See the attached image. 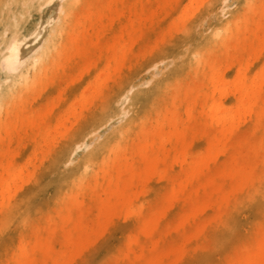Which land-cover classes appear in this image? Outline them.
<instances>
[{
    "label": "bare ground",
    "instance_id": "bare-ground-1",
    "mask_svg": "<svg viewBox=\"0 0 264 264\" xmlns=\"http://www.w3.org/2000/svg\"><path fill=\"white\" fill-rule=\"evenodd\" d=\"M187 1L190 2V6L187 7V12L185 14L195 13V16L191 21L184 25L182 23V17L184 16L183 14H180L179 8L182 3ZM260 1L264 3L263 0ZM156 2L158 6L157 8H154L153 4ZM226 2L227 0H0V69H4L3 71L7 72L5 74L6 83H4L5 81H0V229H6L8 222L24 221L28 215L30 201H33V199H31L32 190L29 188V191L26 192V189L31 187L34 182H36L37 177L34 172L29 170L31 167L30 165H33L34 157L28 158V160L22 164L17 161L22 154V150L21 145L18 142H16L15 145L12 143L13 138L16 136H21L22 138L24 135H26L28 137L27 140H29L31 150L33 152H37V147L40 141L46 135L48 137L52 136L53 132L56 130V125H58V128L65 130L63 132L64 148L59 153L62 146L61 144L58 148L59 151L56 153L55 149L50 157L56 153L54 156L55 159L53 158L54 162L52 168L54 167L53 170L56 171L59 182L61 183L62 181H76V178L77 181L79 178L84 179L85 177H88V175L90 176V173L92 176V173H94L92 170L93 166L95 165L96 167L98 164L94 163L96 161L99 163L103 161V159L100 158L103 151L106 153L107 151H110L111 153L113 150L118 148L119 141L123 140L125 143L128 142V139H131L129 138V135L132 134L130 133L132 129L133 131L136 130L138 134H140V139L136 145L133 161L127 160L128 157L125 159L123 157L125 154L124 152H128L127 149L130 150V148H127L128 144H126L124 147L116 150L117 156L114 158L111 164L105 167V161L102 163L103 166L100 169L101 173L96 176L97 178L93 179L90 184L81 188V191H88L90 189V191H92V189H94L100 195V206L97 207L99 203L96 206L99 208V216H101L100 221L97 222V232L99 229L104 228V226L115 219H122L125 221L133 217H140L139 219H141L143 217L142 215L144 214L143 207L136 203V200H138L143 195L142 188H144V186L141 187V184L145 185V182L150 181L151 178H162L165 172L164 168L167 169L169 166L179 169L181 173L180 175H182L181 180L170 188L168 195L169 197L167 199L170 200V204L173 205V202L177 200L184 201V195L187 194L191 203H193L190 209H186V212H184L183 209V211L180 210L181 212H184L182 215H179L180 213L178 214L181 216L178 225L179 238L176 235L175 237H177L178 240L176 238H174V240L176 239L175 241L178 243L179 239H183L185 237L181 243L183 245L185 241L184 245L173 250H169L163 247V243V245L160 246L157 241L153 245L150 242L152 248L150 247L151 249L148 250V248L143 245V238L152 236L153 230L157 227V221H155L154 218L141 219L137 228H133L137 233L129 235L126 239V243L122 252L124 257L123 260H125L124 263H127V261H132L134 264H179L181 261L187 258L186 256L190 254L192 246L198 242L199 237L203 235L208 228L213 226L219 229L229 225L227 222L229 217L225 218L226 210L232 206V203L235 201V199L244 191L252 194L256 200L255 203L258 205L262 202L260 198L264 197V166L262 170V176L257 175L254 163V166L246 168L244 164L242 166L240 164H236L235 162V166H228L227 168L223 169L221 176L205 177V175H208L206 172L212 168L213 164L218 159L223 158L222 160H225L224 157L228 153L229 144L232 142H235L234 144H236V141L229 143V140L231 139L232 135L237 134L234 133L237 132L240 127H242V125L244 126L246 123H255V125H257V123L261 122V120H263L262 123H264V33L262 37L260 36V32H258L259 35L257 34L258 29H264V24H262V21L264 20V4L259 5L260 7L258 6L255 9L253 8L250 14V19H244V17H241L239 14L238 17L241 18H233L237 12H232V17L229 20H226L225 14L229 9V5ZM234 2L239 3L241 8L245 5L248 6V4L251 3L250 0H233V3ZM252 3L254 4L255 2L253 1ZM260 3H256L254 7ZM81 4L82 12H79L78 8ZM50 6H53L54 9L49 14L47 13V9ZM249 7L251 9L250 5ZM194 8H197L198 13L195 12ZM246 9L244 7V10ZM239 10L240 8L238 9V13ZM75 11H78L79 14ZM258 11H260V14H262L260 17L258 16ZM242 13V15H244L245 12ZM255 14H257V18H260L261 21L255 20L256 16L254 19H252L251 16ZM146 39H154L150 42V44H148V42L145 44V46H147V44L149 45V47L147 46V49L150 55L158 52L160 53V50H162L167 45L169 48H171V52L165 55H163L164 52H161L162 57L158 59V61L155 60L156 62L153 61L154 63L150 66L155 67L159 62H166L164 68L165 71H160L158 74V77L160 75L162 81L158 82L162 84L165 81V77L169 71L179 73L183 69L186 70L193 68L194 65H202V73H199L201 82H199L200 84L197 85V81V84L195 83L197 88H189L182 94L180 99L181 105L178 106L180 107V109L178 108L180 113H176V111L174 113L175 108H173L172 112L170 113L164 112L165 115L163 118L160 119L155 117L150 122L145 118V114L140 113V110L139 116H133L131 118L128 117V119L125 120L126 126H124V128H122L118 133L107 137L102 143L99 142L101 140L100 137L98 140L100 144H97V137H95V134H97L96 132H98L103 126L107 125L109 123L108 121H110L112 118L114 119L120 114L126 115L128 113H130L129 115L131 116L132 113L130 111H134L133 109L136 107H138V110L142 108V112H145L152 105L154 106V101H151L150 98L152 88L147 91L144 88L145 91L143 93L134 96L132 103H129V105L126 104L129 99H132L130 92L133 91V88L135 85H137V82L132 79L134 73L132 74V72H130L127 74V72H129L131 68L135 67L139 63L138 59L136 60L134 58V50L138 42ZM204 42L211 44L213 43V45L218 44V54H220L221 60H219V56L214 54H217V52H210L211 54H214V58L217 57L211 62H208L204 59L203 54L205 51L202 52ZM228 42L232 43L231 45L233 47H231V50L229 48L230 46H228L230 43L228 44ZM140 47L141 45H139V48ZM217 47L215 48L216 50ZM209 48L212 47L209 46ZM237 48L238 50L235 51L234 49ZM143 50H145V48ZM97 51L99 53H96ZM139 51H141V49L137 52ZM207 52H209V50H207ZM142 54L144 55L145 53ZM136 55L139 56V54ZM147 55L144 56L147 57ZM208 57L210 56L208 55ZM141 58L143 59V56ZM28 63H31L30 68L21 70L20 73H17L18 69L20 70L23 65H28ZM103 63L105 72L99 77L90 81L87 88L82 90L81 95L77 98H74L71 101V104V97L69 94L59 92L58 95L54 98L52 97V100L50 101H48V96V103L46 105L41 104L43 105V108H39L41 109L40 111L37 109L36 113L31 110L27 111L26 113L24 112L23 114L25 108L21 110L20 107H24V105H20V107L16 106L22 112L20 113L21 115L19 114L21 120L20 122H22V125L20 124L21 126H12V124L10 126L6 124L7 122L3 121L4 116L13 110L11 109L9 111L10 105L14 103L12 100L15 101V99H17L16 97H21L22 93H26L30 90L32 91L38 86L40 89H43V91H47L51 85L55 84L57 81L60 82L59 80L67 83V85L69 84L72 88L80 84L86 74H90L97 67H99L100 64ZM230 69L234 70V74L230 79H227L226 76ZM192 73L194 74V72ZM195 73L198 72L195 71ZM187 76L188 75H186V77ZM192 77L197 80L200 78L199 76L198 78L195 76ZM8 80L12 81L13 83L11 86H6L4 88L3 86L4 84H8ZM152 80L153 76H149L146 80L141 79V82H149ZM174 80H178V77ZM146 87L152 86L146 85ZM191 87H193V84ZM52 93L53 92H51V94ZM164 95H166V92ZM178 95L179 92L177 96ZM105 101L108 102L107 106L103 104ZM166 102H169V100H166ZM27 103H25V105ZM30 106H32V104ZM14 107L15 105L13 108ZM163 107L165 109V106ZM18 108H16V110L14 109L15 111L18 110V112H16L17 114L20 111ZM166 108L168 107L166 106ZM31 109H33V107ZM28 110L30 109L28 108ZM11 113L13 114V111H11L10 114ZM150 113L152 114L151 111ZM146 114L149 115L148 112ZM179 114L183 116H180ZM127 116H125V118H127ZM148 117L150 118V116ZM17 123L19 124V122ZM68 124H71V126ZM146 124L150 125V128L146 129ZM260 126L259 128L255 126V128L260 130ZM263 126L261 129H263ZM250 128L251 127H249V129ZM117 130L118 129L115 131ZM247 130L248 129L246 128L245 131ZM248 132L250 136L251 131ZM248 132L246 134H248ZM58 133H60L59 130ZM98 135L101 136L99 133ZM236 136H238V134ZM245 136L246 135H244V137ZM255 136L257 135L255 134ZM197 137L204 142V146L201 147L200 150L197 149V151H194L193 148L196 139L198 140ZM232 137L234 140L235 137ZM260 137L256 138L253 136V138L258 140H261ZM236 139L239 140L240 138L238 137ZM23 141L24 140H22V142ZM244 141L245 140H242V142ZM254 141L255 140H253V142ZM249 143L250 142H248V144ZM17 144L20 146L18 145V147H16ZM84 144L88 146L87 148L90 150L85 153L83 160H80L79 166L77 165L78 168L73 169L71 167H67V165L72 162V155H74V153L79 148L81 149V145L83 147ZM254 144H256V142H254ZM245 146L243 145L242 147L244 149L243 153H245ZM234 152L231 151L230 154H233ZM252 152L254 153L256 151L254 150ZM258 152H256V154ZM245 154H247V152ZM128 155H130V153ZM241 156L243 157L244 155L241 154ZM251 156L252 155H250V158ZM227 157L230 156L227 155ZM246 158H248V156ZM76 160H78V158ZM226 161L228 162L229 159H226L225 162ZM251 161L252 158L250 163ZM74 162H72V164H74ZM262 162L264 165V159ZM76 164L78 163L76 162ZM250 165L251 164L248 166ZM216 166L220 165L214 164V169L212 168L211 170H215V168L221 170L220 167ZM219 170L217 171L219 172ZM109 171L112 172L111 175H108ZM257 171L261 172L260 169ZM171 172L172 171H170V174ZM175 172L176 171L174 170L173 174H175ZM53 174L54 173L51 175L53 176ZM173 174H171V176ZM91 178L89 177L88 179L91 180ZM169 182L171 181H168V185ZM48 183L49 182H47V186ZM51 183L53 184L52 181ZM51 183H49V186ZM61 183L59 186L63 191L64 188L67 187H62ZM40 184L39 186H41ZM43 186L46 185L44 184ZM161 188L162 186L160 189ZM39 189L40 191L42 190L41 188ZM166 189L167 188H165V190ZM66 190L63 192L65 193ZM45 191L46 190H44V192ZM159 191L161 190H158V194H154L159 195ZM35 192L36 191L34 190V193ZM163 192L166 193L164 190ZM88 194L90 196L91 192L89 193L88 191ZM164 196L162 195L161 197L164 198ZM39 197L40 196H38V198ZM94 197L96 196L94 195ZM253 197L251 198L253 199ZM65 199H67V197H65ZM147 199L149 200L150 198ZM145 200L146 199H144V201ZM42 201L43 200L41 199V202ZM96 201L98 202L99 200ZM57 202L59 204L61 203V201ZM72 202L74 204V201ZM89 204H87L88 207L90 206ZM57 206L58 204L55 205L54 209L52 207V209L55 211L57 208L58 210L60 206ZM153 206L155 207V205ZM212 206H215L219 210L224 208L225 212L222 211L221 213H218L215 217L206 221V223L200 226L198 225L195 230L192 228L194 231L190 234L184 232L187 223H190L194 216L196 217L202 215L205 210L209 208L212 209ZM32 207L33 206H31V208ZM91 207H89V209H92ZM183 207L185 208L186 206L183 204ZM37 208L38 205L36 209ZM147 208L149 207H146V209ZM83 209L88 210V208ZM152 210L155 209L152 207ZM231 210L232 208H230L229 213L237 211L236 209H234L233 212ZM63 211H65V209H63ZM77 211L79 213V210ZM77 211H75V213H77ZM144 212L148 211L144 210ZM160 212L161 210L158 212V214H160ZM238 212H240L239 209ZM55 213L57 214V212ZM55 213L53 215H55ZM70 214L71 213H69V217ZM50 215H48V217ZM147 215L149 216L148 213ZM209 215H211V213ZM58 216L61 217V215ZM79 216L84 215L81 214L78 215V217ZM179 216L176 215L175 219H178L177 217ZM78 217L75 218L78 219ZM158 217L160 218L159 215ZM55 218L58 217L55 216ZM64 218L65 216L62 217V219ZM79 218L80 220H78L82 221L85 219V216L82 220L81 217ZM77 219H74L72 223L75 224L74 227L79 228L80 225H78ZM171 219L168 218L167 221ZM196 219L198 220V218ZM88 220L85 219L87 222ZM89 221L90 222H88V224H90L92 220ZM172 221L169 223H174ZM25 222L26 220L22 224ZM87 222H85V224ZM60 223L57 224L59 233ZM257 223L258 222H256L255 225L258 227ZM91 224V227L93 228V223ZM174 224L172 225L174 226ZM33 225L35 226L36 222ZM66 226L69 227V225ZM83 226L84 224L82 225L81 223V227ZM160 226L163 225L160 224ZM33 228L35 227H31V229ZM229 228L231 229V227ZM162 229H160V233H162ZM38 230L39 228L37 229V232H39ZM69 230L71 229H68V231ZM83 230L85 229L83 228ZM83 230L81 232H83ZM86 230L89 231L88 229ZM92 231H90V233ZM188 231L190 232V229ZM234 231H236V229ZM35 232L36 230L34 233ZM67 232L66 234H68ZM85 232L86 231H84L82 234L80 233L79 236H77L79 238L74 240L75 237L71 238L72 234L69 231L71 236L68 237L67 246L63 247L59 252H53V250H51L50 243L46 241L45 237L44 239L46 243L43 244L44 241L41 240L42 237H38V239L36 236L37 233L35 234L36 239L32 238L33 234L31 237H20L21 240L18 242L19 245L14 248L16 245L12 247V243V246L9 248L10 250H12V248L15 249H13L14 252L9 250L11 252L9 253L12 255H9L11 256L10 260L12 264H73V262L75 264L76 258L81 254L80 252H82L84 248L91 242L89 235L87 232L84 234ZM180 232L186 233V236H180ZM45 233L47 234V231ZM76 233L77 232L73 234L76 235ZM160 233L158 231L156 235ZM1 234H3V232ZM18 234L19 232L17 235ZM40 234L42 235L43 233ZM12 235H14V233ZM163 235H161V239L164 237ZM251 235H253L252 231ZM8 236H10V234ZM61 236L60 238H62L63 241L64 239ZM170 236L171 235H169V237ZM171 238L172 237H170V239ZM53 240L54 244L55 240L57 241V239L54 238ZM174 240L172 243L175 242ZM207 240L209 241V239ZM244 240L247 239L244 237ZM249 240L251 241L252 238ZM59 241H61V239ZM59 241H57L58 244ZM241 241L243 240L241 239ZM5 242H7V240ZM148 242L149 241L147 240V243ZM166 243L167 242H165V245L168 247L170 244ZM169 243L171 242L169 241ZM177 243H175L174 246ZM249 244L251 243H248V246L250 247H246L244 253L240 257H236V259H238L235 260L233 264H264V234L253 244ZM41 245L45 246V251H42V253L39 250V246ZM242 245L243 244H241V246ZM147 246L149 247V244ZM214 246L213 249H216V246ZM5 247L6 246L3 248ZM215 249L212 254L216 253ZM241 249H243V247ZM85 251L84 253L88 252ZM239 251L240 248L238 252ZM89 253L90 252H88V254ZM3 255H1V257ZM111 256L112 255H110V257ZM209 256L211 259L212 256L210 254ZM226 258H229V256ZM88 259L89 258L86 259V264H89L87 263ZM207 259L208 258H206V260ZM222 259L220 258V260ZM10 260L9 258L6 260L8 261V264H10ZM116 260L118 262L120 258L115 259V261ZM220 260L218 258V261ZM0 262L1 264H5L3 261ZM80 264H83L82 260ZM129 264L131 263L129 262Z\"/></svg>",
    "mask_w": 264,
    "mask_h": 264
},
{
    "label": "rangeland",
    "instance_id": "rangeland-1",
    "mask_svg": "<svg viewBox=\"0 0 264 264\" xmlns=\"http://www.w3.org/2000/svg\"><path fill=\"white\" fill-rule=\"evenodd\" d=\"M201 1V0H200ZM255 2L254 4L252 3V2ZM259 1V2H258ZM250 0V4H248V6L247 5H245V6H243L242 8L240 7V4L239 3H237V2H234L233 3V0L231 1V0H227V4L229 5L228 7H229V9L227 10V12H226V14H225V19L226 20H229L231 17H232V12H237L234 16H233V18L235 17V18H241V17H244V19H246V18H249L250 19V14H251V11L253 10V8L255 9L256 7H258L259 5H263L264 3L263 2H261L260 0ZM264 1V0H263ZM229 2V3H228ZM231 2V3H230ZM261 2V3H260ZM256 3H260V4H257L255 7H254V5L256 4ZM249 5L251 6V9H250V7H249ZM81 6H82V4L79 6V12L81 11L82 12V10H81ZM157 2L156 3H154L153 4V7L154 8H157ZM188 6H190V2H184V3H182V5L180 6V8H179V12H180V14H183V16L184 17H182V23L184 24V25H186L189 21H191L192 20V18L195 16V13L194 14H191V13H188V14H185L187 11V7ZM230 7H234L233 9L232 8H230ZM238 7V8H237ZM244 7H245V9L246 10H244ZM260 7V6H259ZM240 8V10H239V13H238V9ZM53 6H50L48 9H47V13H51L52 11H53ZM82 9H83V7H82ZM250 9V10H249ZM194 10H195V12L196 13H198L197 12V8H194ZM78 11H75L76 13H78L79 14V12ZM242 12H245L244 13V15H242L243 13ZM228 13V14H227ZM258 13H259V17H260V15H262V14H260V11H258ZM257 13V14H258ZM230 14V15H229ZM241 16V17H238L239 15ZM257 14H255V15H253V16H251L252 17V19H254V17L257 15ZM226 16H228V17H226ZM258 16H256L255 17V20H260V18L258 19L257 17ZM263 18V17H262ZM261 18V19H262ZM256 21V22H257ZM261 21V20H260ZM262 24H264V20L262 21ZM263 26V25H262ZM260 29H262V28H260ZM263 30V31H262ZM262 30H259L258 29V31H257V34H258V32H260V36L262 37L263 36V33H264V29H262ZM157 33V32H156ZM261 33H262V35H261ZM259 35V34H258ZM152 38H153V36H152ZM152 40H154V39H146V40H143V41H140V42H138L137 43V45H136V47H135V50H134V58L137 60L138 59V64L135 66V67H133V68H131L130 70H129V72H127V74L128 73H130V72H132V74L134 75L133 77H132V79L133 80H135L136 82H137V85H135V87L133 88V91H131L130 93V95L132 96V99H129L127 102H126V104L127 105H129V103H132L133 102V98H134V96H136V95H139V94H141V93H143L144 91H145V89H146V91L147 90H149V89H151V93H150V98H151V101H154V106L152 105L150 108H148L145 112H142V108L141 109H139L138 110V107H136V108H134L133 110L134 111H130L131 113H132V115L130 116L129 114L130 113H128V114H126V115H123V114H120V115H118L117 117H115L114 119L112 118L110 121H108L106 124L107 125H105V126H103L98 132H96L97 134H95V137H97L96 139H97V144H100V143H102L107 137H110V136H112V135H115V133H118L122 128H124V126H126L125 124H126V121L125 120H127L128 119V117L129 118H131V117H133V116H139L140 115V113L142 114H145V118L146 119H148V121H152L153 120V118H163L164 117V115H165V113L164 112H168V113H170V112H172V110H173V108H175L174 109V113H175V111H176V113H180V110H178V108L180 109V107H178V106H180L181 105V102H180V99H181V96H182V94L187 90V89H189V88H197V86H195L197 83V81H198V84L197 85H199L200 83L199 82H201V77H200V74L202 73V70H203V67H202V65H194V70H193V68H190V69H186V70H182V71H180L179 73H174V72H171V71H169L168 73H167V76L165 77V81L161 84L160 82H158V81H162L161 80V78H160V75H159V77H158V74H159V72L160 71H165V65H166V62L165 61H163V62H159V63H157V65L154 67H150L151 66V64H153L154 62H156V61H158V59H160L161 57H162V55H161V52H164L163 53V55H165V54H167V53H169V52H171V48H169L168 47V45L166 46V47H164L162 50H160V53L158 52V53H154V54H152V55H150L149 53H148V47H149V45L148 44H150V42L152 41ZM148 42V44H147V46H145V44ZM230 42H232V41H230ZM230 42H228V44L230 43ZM144 44V45H143ZM210 44V45H209ZM232 43H230V45H228V46H230L229 48H230V50L232 49L231 47H233L232 45H231ZM139 45H141V47L139 48ZM218 45V44H217ZM217 45L216 44H214L213 45V43L211 44V43H208V42H204L203 43V51L202 52H204V59L205 60H207L208 62H211L213 59H216V58H214L215 56H214V54L216 55V56H219V58L221 57L220 56V54H218V47H217ZM209 46L210 47H212V48H209ZM215 46V47H214ZM207 47V48H206ZM217 47V50L215 49ZM145 48V50H147V51H145V50H143ZM214 48V49H213ZM141 49V51H139V52H137L138 50H140ZM211 49V50H210ZM207 50H209V52H207ZM235 51L236 50H238V48L237 49H234ZM234 50H232V51H234ZM166 51V52H165ZM148 53V55H147V53ZM207 52V53H206ZM213 53V52H217V54L216 53H214V54H211V53ZM96 53H99L98 51L96 52ZM141 53V54H140ZM142 53H145L144 55L146 56L147 55V57H145ZM206 53V54H205ZM136 54H139V56H137ZM89 55V54H88ZM87 55V56H88ZM97 55V54H96ZM99 55V54H98ZM136 55V56H135ZM208 55L212 58H210V57H208ZM143 56V59L141 58ZM89 57V56H88ZM145 58V59H144ZM209 58H210V60H209ZM60 59V58H59ZM156 60V61H155ZM219 60H221V58L219 59ZM154 61V62H153ZM31 64V63H30ZM30 64L28 63V65H23L22 66V68H20V70L18 69L17 70V73H20L21 72V70H26L27 68H30ZM101 65V66H100ZM99 65V67H97L94 71H92L90 74H86L85 76H84V78H83V80L81 81V83L80 84H78L77 86H74V87H70V85L68 86L67 85V83H65V82H63V81H61V80H59L60 82H56L55 84H53V85H51L50 86V88L47 90V91H43V89H40L39 88V86L38 87H35L36 89H33L32 91L30 90V91H28V92H26V93H22L21 95V97H16L17 99H15V101L14 100H12V102H14L13 104L15 105V107L13 108V104H12V102H11V104L12 105H10V109H9V111L11 110V109H13V110H11V111H13V114H15V115H13L12 113L10 114V112H9V114H7L6 116H4V118H3V121L4 122H7L6 124L7 125H10L11 126V124H12V126H19L20 124L22 125V122H20L21 120H20V116H19V114L20 113H22L21 112V110L23 109V108H25V111H23V114H24V112L26 113L27 111H31V110H33V112L34 113H36L37 112V109H38V111H40L41 109H39V108H43V105H46L48 102H47V98H48V96H49V98H48V101H50V100H52V97L54 98L55 96H57L58 95V93L59 92H63V93H68L69 94V96L71 97V100H70V104H71V101L74 99V98H77V97H79L80 95H81V91L82 90H85L86 88H87V86H88V83L90 82V81H92V80H94L95 78H97V77H99L101 74H103L104 72H105V69L103 68V66H104V63L103 64H100ZM29 66V67H28ZM23 67H25V68H23ZM53 69H54V67H53ZM52 69V70H53ZM192 69V70H191ZM200 69V70H199ZM1 70V69H0ZM4 70V69H3ZM3 70H1V74H0V81H5V74L7 73L6 71H3ZM51 70V71H52ZM50 71V72H51ZM195 71L196 72H198V73H195ZM5 72V73H4ZM188 72V73H187ZM192 72H194V74L192 73ZM170 73V74H169ZM172 73V74H171ZM190 73V74H189ZM200 73V74H199ZM199 74V75H198ZM234 74V70L233 69H230L229 71H228V73H227V76H226V78L227 79H230L231 77H232V75ZM186 75H188L187 77H186ZM136 76V77H135ZM149 76H153V80L152 81H149V82H141V79L142 80H146ZM171 76V77H170ZM192 76H195L196 78H198V76L200 77V78H198L199 80H197V79H195L194 77H192ZM177 77H178V80H174V79H177ZM181 79H180V78ZM168 78V79H167ZM105 79V78H104ZM193 79H194V81H193ZM12 80V79H11ZM9 81V80H8ZM4 83H6V81L4 82ZM8 84H4V88L7 86H11L12 85V81H9V82H7ZM125 83V82H124ZM174 83H175V85H174ZM177 83V84H176ZM196 83V84H195ZM147 86H152V87H146V85ZM173 84V85H172ZM188 84H189V86H188ZM192 84H193V87H191L192 86ZM144 85H145V87H144ZM167 87H166V86ZM171 85V86H170ZM137 86V87H136ZM157 86V87H156ZM170 86V87H169ZM199 87V86H198ZM145 88V89H144ZM148 88V89H147ZM165 88H167V89H165ZM170 89V91H169V89ZM173 89V90H172ZM184 89V90H183ZM41 90V91H40ZM50 90V91H49ZM141 90V91H140ZM167 90V91H166ZM2 91V90H1ZM58 91V92H57ZM35 92V93H34ZM40 92V93H39ZM51 92H53L52 94H51ZM155 92V93H154ZM165 92H166V95H164L165 94ZM168 92V93H167ZM178 92H179V95L177 96V94H178ZM181 92V93H180ZM44 93V94H43ZM154 93V94H153ZM36 94V95H35ZM39 94V95H38ZM168 94V95H167ZM33 95V96H32ZM43 95V96H42ZM51 95H54V96H51ZM35 96V97H34ZM37 96H38V98H37ZM41 96V97H40ZM177 96V97H176ZM40 97V98H39ZM172 97H173V99H172ZM20 98V99H19ZM51 98V99H50ZM33 99H34V101H33ZM39 99V100H38ZM45 99V100H44ZM17 100V101H16ZM20 100V101H19ZM109 100V99H108ZM107 100V101H108ZM166 100H169V102H166ZM171 100V101H170ZM173 100V101H172ZM33 102V103H30V102ZM40 101H41V103H40ZM107 101H105L103 104L105 105V106H107ZM179 101V102H178ZM28 102V103H27ZM39 102V103H38ZM22 103V104H21ZM25 103H27L26 105H25ZM35 103V104H34ZM167 103V104H166ZM174 103V104H173ZM32 104V106H30ZM41 104H43V105H41ZM171 106H170V105ZM20 105L22 106V105H24V107H20ZM33 105H36V106H33ZM155 105H156V107H155ZM158 105V106H157ZM161 105H162V107H161ZM16 106H18V107H20V109L18 108V107H16ZM27 108H26V107ZM41 106V107H40ZM163 106H165V109H164V107ZM166 106L168 107V108H166ZM12 107V108H11ZM33 107V109H31ZM45 107V106H44ZM177 107V108H176ZM16 108H18L20 111H19V113L17 114L16 112H18V110L17 111H15L16 110ZM28 108L30 109V110H28ZM34 108H35V110H34ZM15 109V110H14ZM141 110V112L139 113V111ZM178 110V111H177ZM150 111L152 112V114L150 113ZM148 112V114L149 115H147L146 113ZM151 114V115H150ZM21 115V114H20ZM122 115V116H121ZM128 115V116H127ZM153 115V116H152ZM180 116H183V115H181V114H179ZM18 117V118H16V117ZM125 116H127V118H125ZM147 116V117H146ZM148 116H150V118L148 117ZM263 118H264V116H263ZM262 118V119H263ZM19 119V120H18ZM123 123H121V122ZM125 121V122H124ZM155 121V120H154ZM17 122H19V124L17 123ZM263 122V120H261V122H259V123H257V125H255V123H246V124H244V126L242 125V127H240V129L237 131V132H235L234 134H238V136H236V135H232V136H234L235 138H234V140H233V137L231 136V139L229 140V143H231L232 141H236V144H234L235 142H232L231 144H229V148H228V153H227V155L228 156H230V157H227V155L224 157L225 158V160L226 159H229V161L227 162H225V160H222L223 158H220V159H218L214 164L215 165H220V166H216V167H220V169L221 170H219V169H217V168H215V170H211L212 168H213V166H214V164H213V166H212V168L210 169V170H208L207 172H206V174H208L207 176L205 175V177H212V176H214V177H219V176H221L222 175V171H223V169H225V168H227L228 166H235L236 164H240V165H242L243 166V164L245 165V167L246 168H248V167H252V166H254V164H255V169H256V173H257V175L258 176H262L263 175V172H262V170H263V159H264V123H262ZM119 123H121V124H119ZM14 124V125H13ZM16 124V125H15ZM254 124V125H253ZM20 125V126H21ZM69 126H71V124H68ZM248 125H250V126H248ZM260 125H262L263 126V129H261L262 128V126H260ZM17 126V127H18ZM247 126V127H246ZM253 126H254V131H253ZM255 126H257V128H259V126H260V130L259 129H257V128H255ZM118 127V128H117ZM249 127H251L250 129H249ZM12 128H14V127H12ZM56 130H55V132H53V135L52 136H50V137H48L47 135L40 141V143H39V145H38V147H37V149H38V151L37 152H33L32 150H31V146H30V143H29V140H27V136L26 135H24L22 138H21V136H16L15 138H13V140H12V143L15 145L16 144V142H18L20 145H21V150H22V154H21V156H20V158H18V162L20 163V164H22V163H25L27 160H28V158H32V157H34V160H33V165H30L31 167L29 168V170L31 171V172H34L35 174H36V182H34V186L32 185L31 187H28V189H26V192L27 191H29V188H30V190H32L31 192H32V194H31V199H33V201L31 202L30 201V204H29V207H28V215L26 216V218L24 219V221L26 220V222L25 223H27V224H22L24 221L22 220V221H20V222H14V221H11V222H8V226L6 227V229H4V230H6V231H4V230H2V229H0V231H1V233L3 232V234H1L0 233V246L2 247H0V261H3L5 264H8V261H6V260H8V258H9V260H10V257L12 256L10 253L11 252H14L13 251V249L14 248H16L18 245H19V243L18 242H20V240H21V238H23V236H27V237H31L32 236V234H33V236H32V238L34 239H36V236H37V238L39 237V238H41V240L42 241H44L43 242V244H45L46 243V241H48L49 243H50V247H51V250H53V252H59L63 247H66L67 246V240H68V237L69 236H71L70 235V233L72 234V236H71V238H74L75 237V239L74 240H76V239H78L79 237H77V236H79V234L81 233H83L84 231H86L87 232V234L89 235V238H90V243L84 248V250L82 251V252H80L81 254L79 255V257H77L76 258V260H75V264H80L81 263V260H82V262H83V264H86V259L87 258H89L88 259V261H87V263H89V264H112V262H113V264H122V262H123V264H129V262L132 264L133 262L132 261H127V263L125 262L124 263V261L125 260H123V255H122V252H123V248H124V245H125V243H126V239H127V237L129 236V235H131V234H135V233H137L134 229H136L137 228V226L139 225V222H140V220L141 219H148V218H154L155 219V221H157L156 222V228L153 230V234H154V236H153V234H152V236H150V237H144L143 238V245L146 247V248H148V250H150L151 248H152V245L154 244V243H156L157 241H158V243H159V245L161 246V245H163V247L164 248H166V249H169V250H173V249H175V248H177V247H179V246H183L184 245V243H185V241H184V243H183V245L181 244L182 242H183V240H184V236H186V233L187 234H190V233H192L195 229H196V227L199 225H202V224H204V223H206V221H208L209 219H211V218H213V217H215L218 213H221L222 211H224V208L223 209H221V210H219V209H217L215 206H212L211 208L212 209H207V210H205L204 211V213H202V215H199V216H194L193 217V220L190 222V223H187V225H189V226H187L186 225V227H185V231L184 232H186V233H184V232H180V236H182V237H184L182 240L181 239H179V241H178V243H177V241H175L176 239H177V237H175L176 235L178 236V234H179V229H178V225H179V221H180V217L181 216H179V215H182L184 212H186V209L188 210V209H190L191 207H192V205H193V203H191V201H190V199L188 198V195L187 194H185L184 195V201H181V200H177V201H175V202H173L174 204L172 205V204H170V200H168L167 198L169 197L168 195H169V191H170V188L174 185V184H176V183H178L180 180H181V178H182V175H180L181 173H180V171H179V169H176V168H172V167H167V169L166 168H164L165 169V172H164V175H163V177L162 178H151L150 179V181H146L145 182V185L144 184H141V187H143L144 186V188H142V191H143V195L138 199V200H136V203H138L139 205H141L142 207H143V213L144 214H146L147 215V213L149 214V216L147 215H142L141 217V219H139L140 217H133V218H130V219H128V220H120V219H115L114 221H111V222H109L106 226H104V228H102V229H99L98 230V232H97V229H98V224H97V222L98 221H100V219H101V216H99L100 215V213H99V208H97V207H99L100 206V198H99V194L97 193V191L96 190H94V189H92V191H90V190H88L89 191V193L91 192V194H90V196H89V194H88V191H81V188L82 187H84V186H86V185H88V184H90L91 182H92V180L93 179H95V178H97L96 176H98L101 172V167L103 166L102 165V163L105 161V167L107 166V165H109V164H111L112 162H113V160H114V158L117 156L116 155V150L117 149H119V148H121V147H124L126 144H128V147L127 148H130V150L129 149H127L128 150V152L127 151H125L124 153L126 154V156H125V154H124V159L126 158V157H128L127 158V160H129V161H133V156H134V153H135V149H136V145H137V143L139 142V139H140V134H138V132L136 131H133V129L130 131V133H132V134H130L129 135V138H131V139H128L129 141H130V143H129V141L128 142H124L123 140L122 141H119V143H118V148H116L115 150H113V152H111L110 153V151H107V153L106 152H102V157L100 156V158H102L103 159V161L102 162H100L101 163V165H100V163L98 162V161H96L94 164H97L96 165V167H95V165L93 166V171H94V173H92V176H91V173H90V176L88 175V177H85L84 179H78V181H77V178H76V181L75 180H73V181H71V182H68V181H62V183L61 182H59V179H58V176H57V174H56V171L55 170H53L54 169V167L52 168V166H53V160L55 159L54 158V156H55V154L57 153V151H59L58 150V148H59V146L62 144V146H61V149H60V151H59V153L63 150V148H64V146H63V137H64V134H63V132L65 131V130H62V129H60V128H58V125H56ZM54 128V129H55ZM145 128L147 129V128H150V125H147L146 124V126H145ZM246 128L248 129L247 131H245L246 130ZM116 129H118L117 131H115ZM242 129V130H241ZM245 129V130H244ZM58 130L60 131V133H58ZM255 130H256V133H255ZM263 132H262V131ZM248 131H251L250 132V136H252V137H250L249 136V132ZM245 132V133H244ZM248 132V134H246ZM254 132V133H253ZM260 132H262V133H260ZM98 133L101 135V136H99L98 135ZM112 133V134H111ZM255 134L257 135V136H255ZM98 135V136H97ZM240 135V136H239ZM244 135H246L245 137H244ZM259 135V136H258ZM260 135H261V137H260ZM131 136V137H130ZM249 138H248V137ZM253 136L254 137H260V139L261 140H258V139H255V138H253ZM263 136V137H262ZM99 137V138H98ZM100 137H101V140L98 142V140L100 139ZM240 138L239 140L238 139H236V138ZM198 138V137H197ZM242 138V139H241ZM17 139H19V140H17ZM24 140L23 142H22V140ZM248 139V140H247ZM251 141H250V140ZM255 140L254 142H256V144H254V142H253V140ZM242 140H245L244 142H242ZM262 143H261V142ZM21 142V143H20ZM196 142H198V143H196ZM248 142H250L249 144H248ZM259 144H258V143ZM23 143V144H22ZM29 143V144H28ZM252 143V144H251ZM262 145H261V144ZM19 144H17L16 145V147H18V145ZM27 144V145H26ZM246 144H248L247 146H245ZM19 145V146H20ZM83 145V144H82ZM82 145H81V149L79 150H77L75 153H74V155H72V162H74V164H72V162H70V166L69 165H67V167H71V168H73V169H77L78 167H77V165L79 166V162H80V160L82 161L83 160V158H84V156H85V153L87 152V151H89L90 149L89 148H87L88 146H86L85 144H84V146L82 147ZM243 145L245 146L244 148H245V153L247 152V154H245V153H243L244 152V149L242 148L243 147ZM26 148H25V147ZM130 146V147H129ZM204 146V142L200 139V138H198V140L196 139V141H195V144H194V148H193V150L194 151H197V149L198 150H200L201 149V147H203ZM261 146V147H260ZM263 146V147H262ZM85 147H86V149H85ZM241 147V148H240ZM256 147V148H255ZM257 147H259L260 149H262V150H260L259 148H257ZM56 149V153L53 155V156H51L50 157V155L54 152V150ZM235 150V152L237 151V150H239V151H237L236 153L234 152V150ZM242 149H243V151H242ZM258 149H259V152L260 151H263V152H258ZM132 150V151H131ZM232 152H234L233 154H234V158H233V154H230V152L231 151ZM246 150H248V151H246ZM256 151V152H258L257 154H256V152H252V151ZM82 151V152H81ZM250 151H251V154H250ZM58 153V154H59ZM81 153H82V155H81ZM130 153V155H128ZM133 153V154H132ZM262 153V154H261ZM104 154V155H103ZM241 154L242 155H244L243 157L241 156ZM254 154V155H253ZM261 154V155H260ZM232 155V156H231ZM236 155V156H235ZM250 155H252L251 156V158H252V161H251V163H250V160H251V158H250ZM248 156V158H246ZM260 156V157H259ZM76 157V158H75ZM80 157V158H79ZM82 157V158H81ZM242 157V158H241ZM54 158V159H53ZM78 158V160H76ZM239 158H240V160H239ZM244 158V159H243ZM255 158H257L258 159V161H257V159H255ZM101 159V160H102ZM241 159H243V160H241ZM259 159H260V162H259ZM219 160H221V161H219ZM234 160V161H233ZM246 160V161H245ZM100 161V160H99ZM218 161H219V163H218ZM35 162V163H34ZM76 162L78 163V164H76ZM223 162V163H222ZM235 162H236V164H235ZM259 162V163H258ZM220 163H222V164H220ZM254 163V164H253ZM75 164H76V166H75ZM249 164H251L250 166H248ZM258 164V165H257ZM222 165H223V167H222ZM73 166H75V167H73ZM171 168V169H170ZM169 169V170H168ZM214 169V168H213ZM258 169H260L261 170V172L260 171H257ZM174 170L176 171L175 172V174H173V172H174ZM217 170H219V172L217 171ZM48 171V172H47ZM170 171H172L171 172V174H173L172 176H171V174H170ZM211 171V172H210ZM27 172H28V170H27ZM47 172V173H46ZM168 172H169V175H168ZM7 173V172H6ZM6 173H5V175H6ZM52 173H54L53 174V176L51 175ZM111 171H109V173H108V175H111ZM213 173H214V175H213ZM217 173V174H216ZM42 174H43V176H42ZM211 174V175H210ZM219 174V175H218ZM39 175V176H38ZM91 178V180L90 179H88V178ZM43 178H44V180H43ZM49 182V183H51V181L53 182V184L51 183L50 184V186H49V183H48V186H47V182ZM55 181V182H54ZM90 181V182H89ZM168 181H171V182H169V185H168ZM41 184H40V183ZM65 182V183H64ZM82 182V183H81ZM88 182V183H87ZM61 183V186L62 187H67V188H64V190H66L65 191V193L61 190V188H60V186H59V184ZM67 183V184H66ZM75 184V186H74V184ZM39 184L41 185V186H39ZM46 185V186H43V185ZM70 184V185H69ZM170 184H171V186H170ZM65 185V186H64ZM71 185H72V187H71ZM37 186V187H36ZM38 186H39V188H41L42 190L40 191V189L38 188ZM70 186V187H69ZM151 186V187H150ZM162 186V188L160 189V187ZM50 187V188H49ZM159 187V188H158ZM43 188H45V189H43ZM47 188V189H46ZM71 188V189H70ZM158 188V189H157ZM164 188V189H163ZM165 188H167L166 190H165ZM39 189V193L37 192V190ZM75 189V190H74ZM164 191H166V193L165 192H163V190ZM34 190L36 191L35 193H34ZM44 190H46L45 192H44ZM158 190H161V191H159L160 193H159V195H156V194H158ZM50 191V192H49ZM79 191V192H78ZM62 192V193H61ZM150 192V193H149ZM34 193V194H33ZM36 193H37V195H36ZM59 193V194H58ZM61 193V194H60ZM81 193V194H80ZM154 193H156V194H154ZM161 193H162V195L164 196V198L163 197H161L162 195H161ZM49 194H50V196H49ZM58 194V195H57ZM67 194V195H66ZM36 195V196H35ZM55 195H57V196H55ZM59 195H60V197H59ZM94 195L96 196V197H94ZM161 195V196H160ZM247 195V196H246ZM249 195V196H248ZM34 196H35V198H34ZM38 196H40L39 198H38ZM49 196V197H48ZM76 196V197H75ZM88 196H89V198H90V200H89V198H88ZM93 196V197H92ZM97 196H98V198H97ZM157 196H159V197H157ZM244 196H246L247 197V200H246V197H244ZM59 197V198H58ZM64 197V198H63ZM65 197H67V199H65ZM72 197H74V198H72ZM155 197V198H154ZM166 197V198H165ZM244 197V198H243ZM251 197H253V195L252 194H250V193H247L246 191H244L242 194H240L236 199H235V203L233 202L232 203V206L231 207H229L227 210H226V216H225V218H227V217H229V219H228V226H226V227H224V228H215V227H213V226H211L210 228H208L207 230H206V234L204 233L203 235H201L200 237H199V239H198V242L197 243H195L194 244V246H192V248H191V252H190V254L188 255V256H186L187 258L186 259H184L183 261H181L179 264H211V263H213V264H223L224 263V261H225V263L226 264H233L234 263V261L235 260H237L236 259V257H240L243 253H244V250L246 249V247H250V246H248V243H251V244H253L256 240H258V239H260L262 236H263V234H264V197H261L260 199L262 200V202L258 205L257 203H255V198L253 197V199L251 198ZM47 198H48V200H47ZM50 198V199H49ZM60 198H61V200H60ZM147 198H150L149 200L147 199ZM41 199L43 200L42 202H41ZM56 199V200H55ZM68 199H69V201H68ZM86 199V200H85ZM94 199H96V200H99L98 202L96 201V200H94ZM144 199H146L145 201H144ZM154 201H153V200ZM246 201H245V200ZM66 201V202H64V201ZM84 200V201H83ZM151 200V201H150ZM249 200V201H248ZM252 200V201H251ZM51 201V202H50ZM57 201H61V203L59 204ZM72 201H74V204H73V202ZM78 203H77V202ZM86 201H87V203H86ZM94 201H96V202H94ZM157 201H159V202H157ZM162 201V202H161ZM165 201H166V203H165ZM180 201V202H179ZM241 201V202H240ZM56 202V203H55ZM71 202V203H70ZM84 202V203H83ZM148 202V203H147ZM150 202H151V206H150ZM157 202V203H156ZM259 202V201H258ZM35 203V204H34ZM42 203V204H41ZM89 203H92V204H89ZM94 203V204H93ZM97 203V204H96ZM98 203H99V205H98ZM156 203V204H155ZM188 203V204H187ZM237 203H238V205H237ZM245 203V204H244ZM54 204V205H53ZM56 204H58V206L57 207H59L60 206V208L57 210V208H56V210L54 211L53 209L55 208V205ZM62 204V205H61ZM63 204H64V206H63ZM68 204H69V206H68ZM70 204H72V205H70ZM79 204H81V205H79ZM87 204H89L90 206L89 207H91L92 209H89V207H88V205ZM160 204V205H159ZM162 204V205H161ZM183 204H184V206H186L185 208L183 207ZM187 204V205H186ZM234 204V205H233ZM37 205H38V208L36 209V207H37ZM40 205V206H39ZM44 205H45V207H44ZM87 206V207H85V206ZM98 205V206H97ZM146 205V206H145ZM153 205H155V207L153 206ZM239 205H240V207H239ZM31 206H33L32 208H31ZM67 206V207H66ZM81 206V207H80ZM97 206V207H96ZM158 206V207H157ZM160 206V207H159ZM188 206V207H187ZM235 208H234V207ZM52 207H53V209H52ZM65 207V208H64ZM73 207V208H72ZM88 208V210L87 209H83V208ZM96 207V208H95ZM146 207H149L150 208V210H149V208H147L146 209ZM152 207L155 209V210H152ZM182 207V208H181ZM70 208V209H69ZM72 208V209H71ZM230 208H232V212L234 211V209H236L237 211H234L233 213H229V210H230ZM49 209V210H48ZM63 209H65V211H63ZM83 209V210H82ZM184 210V212H181V211H183ZM238 209H239V211L240 212H238ZM72 210H73V212H72ZM77 210H79V213H81L82 215H84L85 216V219L86 220H92L93 221V219H94V221L92 222L91 221V223H93V228L91 227L92 226V224L90 223V224H88V222H90L89 220H88V222L87 221H85V219L83 218L84 216H79V217H81V220L82 219H84V220H82V221H79L80 220V218L78 217V215H81V214H79L78 213V211ZM81 210V211H80ZM90 210V211H89ZM91 210H92V212H91ZM144 210L145 211H148V212H144ZM161 210V212H160V214H158V212ZM165 210H167V211H165ZM181 210V211H180ZM63 211V212H62ZM75 211H77V213H75ZM84 211V212H83ZM156 211V212H155ZM165 211V212H164ZM50 212V213H49ZM55 212H57V214L55 213ZM86 212V213H85ZM154 212H155V214H154ZM215 212V213H214ZM225 212V211H224ZM238 212V213H237ZM45 213V214H44ZM55 213V215H53ZM65 213V214H64ZM69 213H71L70 214V217H69ZM89 213V214H88ZM151 213V214H150ZM180 213V214H179ZM211 213V215H209ZM235 213H237V214H235ZM52 216H51V215ZM74 216H73V215ZM77 214V215H76ZM168 214V215H167ZM174 214V215H173ZM179 214V215H178ZM48 215H50L49 217H48ZM58 215H61V217L60 216H58ZM86 215H87V217H86ZM158 215L160 216V218L158 217ZM176 215L177 216H179V217H177L178 219H175V217H176ZM55 216H57L59 219H61V220H59L58 218H55ZM63 216H65V218L64 219H62V217ZM211 216V217H210ZM46 217H48V218H46ZM75 217H78V219L77 218H75ZM99 219H98V218ZM156 217V218H155ZM242 217V218H241ZM45 218H46V220H45ZM50 218V219H49ZM54 218V219H53ZM69 218V219H68ZM77 219V223H78V225H80V227L78 228V227H74L75 226V224H73L72 222H73V220L74 219ZM90 218H92V219H90ZM137 218V219H136ZM169 218V219H171V220H168L167 221V219ZM195 218V219H194ZM196 218H198V220L196 219ZM96 219V220H95ZM98 219V220H97ZM69 220V221H68ZM173 220V221H172ZM175 220V221H174ZM201 220V221H200ZM84 221V222H83ZM96 221V222H95ZM164 221H165V223H164ZM171 221L172 222H174V223H176V224H174V223H172V224H174V226L172 225V224H170L171 223ZM200 221V222H199ZM35 222H36V225L34 226L33 224H35ZM61 222V223H60ZM68 222V223H67ZM85 222H87L86 224H85ZM168 222V223H167ZM170 222V223H169ZM256 222H258L257 224H258V227L255 225L256 224ZM17 223V224H16ZM60 223V233H59V229L57 228V224H59ZM81 223H82V225L84 224V226L83 227H81ZM157 223H159V224H157ZM165 225H164V224ZM195 225H194V224ZM263 223V224H262ZM41 224H43V225H41ZM71 224V225H70ZM73 224V225H72ZM88 224V225H87ZM160 224L161 225H163V226H160ZM248 224H249V226H248ZM262 224V225H261ZM22 225V226H21ZM24 225H26V226H24ZM47 225H53L52 227L51 226H47ZM64 227H63V226ZM66 225H69V227L68 226H66ZM168 225V226H167ZM172 225V226H171ZM12 226V227H11ZM24 226V227H23ZM62 226V227H61ZM70 226H71V228H70ZM115 226V227H114ZM161 228H160V227ZM166 226V227H165ZM169 226H171V227H169ZM252 226H253V228H252ZM25 227H26V229H25ZM30 227V228H29ZM31 227H35V228H33V229H31ZM36 227H38L39 228V232H37V229L38 228H36ZM41 227V228H40ZM54 227V228H53ZM95 227V228H94ZM190 229V232L188 231L189 229ZM228 227V228H227ZM229 227H231V229L229 228ZM242 227V228H241ZM48 228V229H47ZM63 228V229H62ZM72 228H73V230H72ZM83 228L85 229V230H83ZM134 228V229H133ZM158 228H160V229H162V233H160V229H158ZM166 230H165V229ZM194 230H193V229ZM258 228H260V229H258ZM31 229V230H30ZM51 229V230H50ZM56 229V230H55ZM68 229H71V230H69L70 231V233H69V231H68ZM86 229H88L89 231H87ZM113 229V230H112ZM133 229V230H132ZM139 229V228H138ZM138 229H137V231H138ZM168 229V230H167ZM188 229V230H187ZM215 229H217V230H215ZM229 229V230H228ZM236 229V231H234ZM253 229V230H252ZM36 230V232L34 233V231ZM42 230V231H41ZM58 230V231H57ZM61 230H62V232H61ZM83 230V232H81ZM93 230V231H92ZM232 230V231H231ZM246 230V231H245ZM10 231V232H9ZM41 231V232H40ZM47 231V234L45 233V232ZM68 231V232H67ZM77 232L76 233V235L75 234H73V233H75V232ZM90 231H92L91 233H90ZM112 231V232H111ZM158 231H159V233L161 234V235H163V232H164V237L161 239V235L160 234H158V235H160V236H158V235H156L157 233H158ZM170 231V232H169ZM229 231V232H228ZM251 231L253 232V235H251ZM5 232V233H4ZM19 232V234L17 235V233ZM25 232V233H24ZM53 232V233H52ZM57 232V233H56ZM66 232L69 234H66ZM79 232V233H78ZM86 232L84 233V234H86ZM157 232V233H156ZM208 232V233H207ZM232 232V233H231ZM246 232V233H245ZM14 233V235H12ZM31 233V234H30ZM37 233V234H36ZM40 233H43L42 235L40 234ZM50 233H52V234H50ZM111 233V234H110ZM255 233V234H254ZM10 234V236H8ZM35 234H36V236H35ZM78 234V235H77ZM83 234V235H84ZM183 234V235H182ZM208 234V235H207ZM210 234V235H209ZM215 234V235H214ZM4 235V236H3ZM43 235H46V236H43ZM59 236V239H58V236ZM62 235V236H61ZM68 235V236H67ZM95 235V236H94ZM169 235H171L170 237H172L171 239H170V237H169ZM232 235V236H231ZM249 235V236H248ZM60 236L61 237H63V239L65 240H63L62 241V238H60ZM67 236V237H66ZM107 238H106V237ZM124 236H126V237H124ZM210 238H209V237ZM2 237V238H1ZM9 239H8V238ZM21 237V238H20ZM44 237L46 238V241H45V239H44ZM48 237V238H47ZM55 239H57V241H59L60 239H61V241H59V244H58V242L55 240V242H54V244H53V239L54 238ZM93 237H95V238H93ZM157 237V238H156ZM213 237V238H212ZM244 237H245V239H247L248 240V242H247V240H244ZM255 237V238H254ZM38 238V239H39ZM147 238H149V239H147ZM154 238V239H153ZM159 238V239H158ZM165 238V239H164ZM174 238H176L175 240H174ZM178 238H179V236H178ZM252 238V240L250 241L249 239H251ZM164 239V240H163ZM168 239V240H167ZM170 239V240H169ZM207 239H209V241L207 240ZM213 239H215V240H213ZM241 239L243 240V241H241ZM253 239H255V240H253ZM7 240V242H5ZM9 240V241H8ZM18 240V241H17ZM147 240L149 241L148 243H147ZM162 240H163V242H162ZM173 240L175 241L174 243H172L173 242ZM178 240V239H177ZM181 240V241H180ZM226 240V241H225ZM153 241V242H152ZM161 241V242H160ZM169 241L171 242V243H169ZM220 241V242H219ZM8 242H9V244H8ZM150 242H151V244H150ZM165 242H167L166 244H170L168 247H167V245H165ZM213 242V243H212ZM238 242V243H237ZM243 242H245V243H243ZM3 243H4V245H3ZM12 243H13V246H12ZM15 243H17V244H15ZM55 243H57V244H55ZM146 243V244H145ZM161 243V244H160ZM163 243V244H162ZM175 243H177L175 246H174V244ZM203 243V244H202ZM229 243V244H228ZM11 244V245H10ZM42 244V245H43ZM149 244V247L147 246ZM181 244V245H180ZM214 244H215V246H216V249H215V252L216 253H213L212 254V252L214 251V249H213V246H214ZM234 244V245H233ZM241 244H243L242 246H241ZM251 244H249V245H251ZM7 245H8V247H7ZM16 245V246H15ZM39 246V250H40V252L42 253V251H45L44 249H45V246ZM231 245V246H230ZM236 245V246H235ZM239 245V246H238ZM4 246H6L5 248H3ZM14 247V248H12V250H10L9 248L10 247ZM70 246V245H69ZM166 246V247H165ZM214 246V247H215ZM41 247H42V249H41ZM92 247V248H91ZM120 247V248H119ZM151 247V248H150ZM209 247V248H208ZM210 247H211V250H210ZM243 247V249H241ZM122 248V249H121ZM218 248V249H217ZM239 248H240V251L238 252V250H239ZM118 249V250H117ZM213 249V250H212ZM223 249V250H222ZM11 252H10V251ZM15 250V249H14ZM86 250V251H85ZM218 250H219V252H218ZM231 250H232V253H231ZM4 251H6V252H4ZM84 251L85 252H90L89 254H88V252L87 253H84ZM4 252V253H3ZM10 252V253H9ZM113 252H114V254H113ZM117 253V255H116V253ZM193 252V253H192ZM223 252H224V254H223ZM235 252V253H234ZM4 255H3V254ZM7 253V254H6ZM226 253V254H225ZM227 253H229V254H227ZM13 254V253H12ZM84 254V255H83ZM85 254H87V255H85ZM209 254L212 256L211 257V259H210V256H209ZM233 254V255H232ZM1 255H3L2 257H1ZM9 255H11V256H9ZM83 255V256H82ZM110 255H112L113 256V258H112V256L110 257ZM217 257H216V256ZM237 255V256H236ZM4 256H5V259H4ZM120 256V257H119ZM227 256H229V258H226ZM232 256V257H231ZM8 257V258H7ZM85 257V258H84ZM3 260H2V259ZM81 258V259H80ZM119 259L120 258V260H118V262H117V260L115 261V259ZM206 258H208L207 260H206ZM218 258H219V260H220V258L222 259V260H220V261H218ZM225 258V259H224ZM84 259V260H83ZM205 259V260H204ZM230 259H232V260H230ZM204 260V261H203ZM224 260V261H223ZM104 261V262H103ZM208 261V262H207ZM211 261V262H210ZM7 262V263H6ZM85 262V263H84ZM207 262V263H206ZM215 262V263H214ZM220 262V263H219ZM9 263L10 264H12V262H11V260L9 261ZM224 263V264H225ZM0 264H1V262H0ZM73 264H74V262H73ZM134 264V263H133Z\"/></svg>",
    "mask_w": 264,
    "mask_h": 264
}]
</instances>
